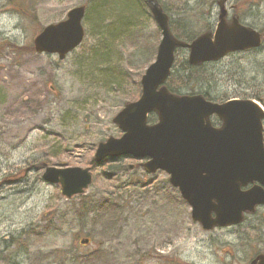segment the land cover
<instances>
[{
    "label": "rangeland",
    "instance_id": "1",
    "mask_svg": "<svg viewBox=\"0 0 264 264\" xmlns=\"http://www.w3.org/2000/svg\"><path fill=\"white\" fill-rule=\"evenodd\" d=\"M135 1L0 0V264H248L256 240L264 237L258 215L235 229L203 231L190 220L189 207L180 203L164 172L143 176L140 168L129 167L114 176L108 169L139 160L90 164L99 142L120 137L112 118L125 102L139 97L140 77L160 39L148 8ZM197 1L158 0L169 9L171 27L181 26L182 33L193 36L212 31L217 22L218 6ZM79 5H85L81 44L63 60L36 53L32 39L39 30ZM92 5L96 12L87 13ZM225 9L229 21L242 12L241 22L261 33L262 46L191 71L182 67L187 50L179 49L171 78L192 87L184 93L206 92L215 102L258 98L262 106L264 0H227ZM110 31L112 47L100 62ZM211 121L218 125L215 117ZM47 167L89 168L86 195L115 191L131 176L147 181L144 190L150 194L136 212L128 208L113 224L92 215L80 224L78 195L65 198L58 185L45 182L41 174ZM140 197L133 193L131 200L137 203ZM85 238L90 243L81 245ZM95 247L105 251L102 261L83 258Z\"/></svg>",
    "mask_w": 264,
    "mask_h": 264
},
{
    "label": "water",
    "instance_id": "2",
    "mask_svg": "<svg viewBox=\"0 0 264 264\" xmlns=\"http://www.w3.org/2000/svg\"><path fill=\"white\" fill-rule=\"evenodd\" d=\"M161 34L155 60L140 78V96L127 102L112 118L122 132L119 138L99 142L94 161L131 157L145 160L144 171H164L190 207V218L202 229L238 224L244 213L264 205V110L248 99L224 103L206 100L202 95H177L165 86L176 49H187V62L198 66L215 62L228 53L260 47L261 35L226 19L224 3L218 0L217 23L213 32L199 34L190 43L173 36L169 18L157 0H142ZM85 6L67 11L65 18L44 26L33 39L36 53L54 54L59 60L76 49L83 40ZM150 113L157 121L147 123ZM215 115L221 125L213 127ZM42 179L60 186L62 196L82 194L91 183L88 168H45ZM258 185L243 190L249 183ZM87 244L88 239H81ZM260 264L264 257L260 256Z\"/></svg>",
    "mask_w": 264,
    "mask_h": 264
},
{
    "label": "trees",
    "instance_id": "3",
    "mask_svg": "<svg viewBox=\"0 0 264 264\" xmlns=\"http://www.w3.org/2000/svg\"><path fill=\"white\" fill-rule=\"evenodd\" d=\"M103 1V0H102ZM139 3V5L143 4L144 2L142 0H136L135 2ZM203 0H198L197 1V5H200L201 2ZM218 0H210L209 1V7H212L213 5H216V2ZM127 4V3H126ZM137 4V3H136ZM114 5V4H112ZM95 5H92L91 7L87 8V13H89V11H95L96 9L94 8ZM162 9L164 10V12L169 16V9L167 10V7H163L161 6ZM96 12V11H95ZM242 13V12H239ZM236 13V15L239 17V21L241 22L242 18L240 19V14ZM88 14L85 16V20H87V22H90V18L87 17ZM95 16V20H96V14H94ZM170 19V16H169ZM93 19V21H95ZM130 20V19H129ZM181 21H177L176 23H180ZM130 23V22H129ZM128 23V25H129ZM170 23V27L171 24H173V22L169 21ZM242 23V22H241ZM112 24V22H111ZM110 24V25H111ZM175 24V23H174ZM128 27V26H127ZM126 27V28H127ZM251 27V26H250ZM253 28V27H252ZM255 29V28H254ZM210 29H206L205 31H208ZM171 31H173V35L183 41H190L192 40L195 36H193V34H190V32L188 30H184V32L182 33L181 31V26L179 29H175L171 27ZM181 32V33H180ZM198 35V34H197ZM112 31L107 32V34H105L104 37V48L105 50L101 53V58L100 62H102L103 60H107V54L108 51L110 50V48L112 47ZM95 53V52H94ZM93 53V54H94ZM98 55H100V53H98ZM97 54H94V57H96ZM175 62H176V58H175ZM175 65V63H174ZM182 67L185 70H198L201 68V66L199 67H192L187 63V60L183 63ZM175 72H177V70L174 68H172V72L170 74V77L168 78L167 82H166V86L168 88V90L172 93L181 95V94H193V93H184L183 91L185 90H190L192 87L188 86L187 84H183L181 82L180 78H171V76H173L175 74ZM176 76V74L174 75V77ZM176 80L180 81L179 83L176 82ZM202 94L207 100H213L212 97H210L206 92H202L200 93ZM257 100L259 101V99L257 98ZM152 119V120H150ZM148 122H154L156 120V115L155 114H150L148 116ZM93 168H96L99 164H96L95 162H93V160H91V163ZM109 166V170H111L112 174L114 175L115 173H118V171H121L123 168L125 171L133 169L135 170V168H141V166L138 165H120V164H113V165H108ZM142 175H146L145 172H143L142 170ZM111 175L109 174H104L103 178H105L108 181L113 180L112 177H110ZM115 176V175H114ZM120 177H115L114 181L119 180ZM148 186V182L144 181L142 178L141 179H136L134 178V176L128 177V181L127 182H123L120 183V185H118L115 189V191H112L111 189H107V190H101L100 192H96L90 195H79L78 199H77V203H76V214L78 217V221L81 224L82 223V219L84 220L85 217H87L88 215H92V217H102L103 219V224L106 225H110L113 224L116 220V217H119L121 215H124L125 213L128 212V208H130L131 211L136 212L137 210H135V208H139L140 207V200L142 198L145 197V195L150 194V192H148L147 190H144L145 188H147ZM134 189L136 190L135 192L131 191L130 189ZM176 192V191H175ZM99 193V194H98ZM134 194H138L141 197L138 199L139 202L137 203H133L132 202V196ZM180 199V198H179ZM180 203L183 204L184 202L180 199ZM133 204V205H132ZM123 217V216H122ZM121 218V217H120ZM105 256V251L103 249H101L100 247H95L94 249H92V251L86 253L84 255L83 258L85 259H93L95 261H102V259Z\"/></svg>",
    "mask_w": 264,
    "mask_h": 264
},
{
    "label": "flooded vegetation",
    "instance_id": "4",
    "mask_svg": "<svg viewBox=\"0 0 264 264\" xmlns=\"http://www.w3.org/2000/svg\"><path fill=\"white\" fill-rule=\"evenodd\" d=\"M257 215L260 217V219L258 220L259 224L263 226V227H259V229L264 230V206L257 207L256 211L252 215L245 217L242 223L238 224L237 226L225 228V230L235 229L239 227L240 225H243L247 221L248 218L252 216H257ZM256 242L258 243V248L256 250H253V252L250 254L251 256L247 259L248 264H260L261 260L255 261V259L258 256H264V237L257 239Z\"/></svg>",
    "mask_w": 264,
    "mask_h": 264
}]
</instances>
